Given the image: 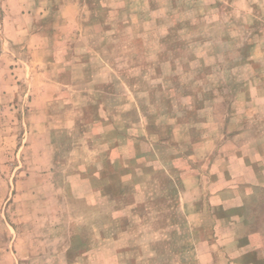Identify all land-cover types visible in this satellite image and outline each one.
Instances as JSON below:
<instances>
[{"label":"rangeland","instance_id":"1","mask_svg":"<svg viewBox=\"0 0 264 264\" xmlns=\"http://www.w3.org/2000/svg\"><path fill=\"white\" fill-rule=\"evenodd\" d=\"M204 163L264 185V0H0V264H264Z\"/></svg>","mask_w":264,"mask_h":264},{"label":"crops","instance_id":"2","mask_svg":"<svg viewBox=\"0 0 264 264\" xmlns=\"http://www.w3.org/2000/svg\"><path fill=\"white\" fill-rule=\"evenodd\" d=\"M204 164V172L208 169L206 173L207 182L202 189L200 201L205 209L209 208L212 212L216 206H220L222 209L221 215H215L213 218L216 222H220L218 227L220 231L224 232V235L220 236L218 240L223 246L225 245L226 255L230 260L236 261L238 258L248 257L251 250H257V252L262 254V260L264 261V245L261 244L262 237L258 231H246L244 229L240 234H238V232L235 233V230L237 231V226H244V223L248 219V213L246 212L247 207L245 205L248 195L254 191V188H257V190H264V185H259L258 183L259 176L253 175L250 177L248 172L246 174L245 170L243 171L244 173L240 171V173L236 175H233L230 170L226 174V172L222 173L214 168L210 170V167L207 166L206 163ZM201 176L204 177V174L202 173ZM235 177L240 178L241 183L239 181L238 183L244 185V192L233 188V178L235 179ZM183 181L185 182L187 180L183 179ZM227 226L228 230H233L229 235L225 232ZM229 241L233 243H228ZM210 253L212 255L211 250Z\"/></svg>","mask_w":264,"mask_h":264}]
</instances>
